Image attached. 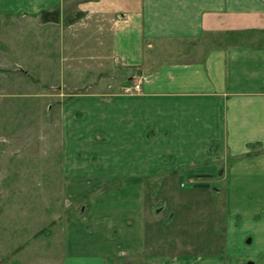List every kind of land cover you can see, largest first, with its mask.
Returning a JSON list of instances; mask_svg holds the SVG:
<instances>
[{"label": "crops", "instance_id": "0c3cea01", "mask_svg": "<svg viewBox=\"0 0 264 264\" xmlns=\"http://www.w3.org/2000/svg\"><path fill=\"white\" fill-rule=\"evenodd\" d=\"M71 13L112 20V66L142 84L63 110L61 264H264V0H0V17ZM177 178L208 242L167 257L156 195Z\"/></svg>", "mask_w": 264, "mask_h": 264}, {"label": "rangeland", "instance_id": "374dc122", "mask_svg": "<svg viewBox=\"0 0 264 264\" xmlns=\"http://www.w3.org/2000/svg\"><path fill=\"white\" fill-rule=\"evenodd\" d=\"M112 26L75 13L61 22L0 17V264H61L54 224L69 213L61 196L63 110L79 96L121 93L126 82L111 63ZM193 188L177 178L156 195L171 211L172 228L178 224L161 243L164 256L208 242L190 229L200 222Z\"/></svg>", "mask_w": 264, "mask_h": 264}, {"label": "built area", "instance_id": "2783aa9c", "mask_svg": "<svg viewBox=\"0 0 264 264\" xmlns=\"http://www.w3.org/2000/svg\"><path fill=\"white\" fill-rule=\"evenodd\" d=\"M141 80L140 79H134L130 84L125 85L121 89V94L126 95V96H132L136 94L141 93Z\"/></svg>", "mask_w": 264, "mask_h": 264}, {"label": "water", "instance_id": "95a60500", "mask_svg": "<svg viewBox=\"0 0 264 264\" xmlns=\"http://www.w3.org/2000/svg\"><path fill=\"white\" fill-rule=\"evenodd\" d=\"M249 243H250V240H247V241H246V244H249Z\"/></svg>", "mask_w": 264, "mask_h": 264}]
</instances>
